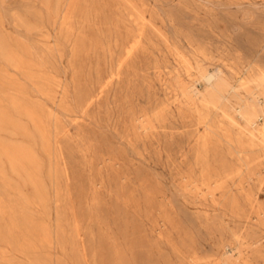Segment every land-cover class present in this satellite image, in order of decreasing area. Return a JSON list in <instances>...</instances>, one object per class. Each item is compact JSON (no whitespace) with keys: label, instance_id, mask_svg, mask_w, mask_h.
I'll return each instance as SVG.
<instances>
[{"label":"rangeland","instance_id":"rangeland-1","mask_svg":"<svg viewBox=\"0 0 264 264\" xmlns=\"http://www.w3.org/2000/svg\"><path fill=\"white\" fill-rule=\"evenodd\" d=\"M263 129L264 0H0V264H264Z\"/></svg>","mask_w":264,"mask_h":264},{"label":"bare ground","instance_id":"bare-ground-1","mask_svg":"<svg viewBox=\"0 0 264 264\" xmlns=\"http://www.w3.org/2000/svg\"><path fill=\"white\" fill-rule=\"evenodd\" d=\"M209 74H212V75H209ZM218 77V73L217 72H214V73H206L205 75H204V79L206 78V80H207V82L208 83H211L212 81H214L216 78ZM190 90V89H189ZM201 93V92H200ZM250 95H252V98H255L256 100H258V95H257V93L256 92H250ZM201 96V95H200ZM249 106L248 105H246V104H243L242 106H241V108H240V112H241V114H242V117L245 119V120H247V116H248V110H249V108H248ZM261 133L264 135V129H263V131H261ZM203 138V137H202ZM207 143V142H206ZM208 149V148H207ZM204 156V155H203ZM200 157V156H199ZM209 168V167H208ZM219 184V183H218ZM226 184V183H225ZM221 186V185H220Z\"/></svg>","mask_w":264,"mask_h":264},{"label":"clouds","instance_id":"clouds-1","mask_svg":"<svg viewBox=\"0 0 264 264\" xmlns=\"http://www.w3.org/2000/svg\"><path fill=\"white\" fill-rule=\"evenodd\" d=\"M209 75H212V74H209Z\"/></svg>","mask_w":264,"mask_h":264}]
</instances>
